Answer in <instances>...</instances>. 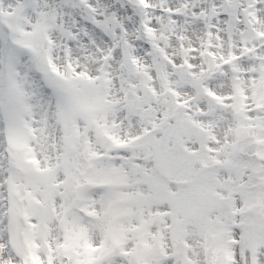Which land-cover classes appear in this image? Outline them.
<instances>
[{"label": "snow or ice", "instance_id": "6c2138e0", "mask_svg": "<svg viewBox=\"0 0 264 264\" xmlns=\"http://www.w3.org/2000/svg\"><path fill=\"white\" fill-rule=\"evenodd\" d=\"M0 264H264V0H0Z\"/></svg>", "mask_w": 264, "mask_h": 264}]
</instances>
